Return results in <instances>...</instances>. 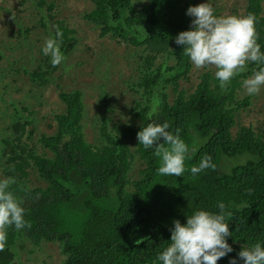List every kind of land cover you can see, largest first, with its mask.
<instances>
[{
	"label": "trees",
	"instance_id": "obj_1",
	"mask_svg": "<svg viewBox=\"0 0 264 264\" xmlns=\"http://www.w3.org/2000/svg\"><path fill=\"white\" fill-rule=\"evenodd\" d=\"M89 1L92 8L83 18L99 26L101 35L110 33L118 42L143 46L147 52L142 59L148 66L139 70L137 79L142 91L127 111L131 116L114 122L108 112L110 103L104 101L103 108L108 109L100 119L104 143L99 146L84 138L78 89L59 92L64 109L53 115L54 132L39 137L41 153L33 145L20 143L24 134H31L26 129L29 122L18 121L21 116L12 122V137L2 147L8 156L7 174L15 179L9 190L25 209L24 219L30 226L7 227L0 264H13L8 248L17 235L34 245L56 242L63 256L59 264H154L170 243L174 220L183 224L196 210L217 213V202L224 204L231 233L225 239L232 248L217 264H229L230 258L243 264L237 256L243 246L257 242L264 246V132L250 126H240L234 135L231 130L235 115L249 100V95L237 97L241 81L256 65L247 62L245 70L223 90L214 72L204 69L192 92L174 88V96L168 98L165 87H176L189 66L182 46L174 43L179 32L188 30L183 0H147L139 8L132 0ZM249 13L255 17L257 43L264 52L263 0H245L243 15ZM60 30L65 36V29ZM159 55L173 63L154 67ZM36 76L43 78L40 73ZM154 98L160 103L149 115ZM165 121L168 131H178L189 149L181 177L158 174L154 149H144L136 138L148 122ZM13 137L15 141H9ZM133 153L144 168L140 177L130 181L127 173ZM205 154L216 167L192 175L188 170L198 166ZM29 168L44 185L28 184Z\"/></svg>",
	"mask_w": 264,
	"mask_h": 264
},
{
	"label": "rangeland",
	"instance_id": "obj_2",
	"mask_svg": "<svg viewBox=\"0 0 264 264\" xmlns=\"http://www.w3.org/2000/svg\"><path fill=\"white\" fill-rule=\"evenodd\" d=\"M183 2L189 7L205 0ZM208 2L215 15L244 14L245 0ZM132 3L139 8L147 4V0H132ZM49 4L50 9H47ZM91 8L89 0H0V179L9 177L8 156L2 147L3 141L12 137V122L18 120L19 116L22 119L18 121L29 122L26 129L31 134H24L20 143L33 145L41 153L39 137L54 132L56 125L53 115L64 109L59 98L60 91L80 90L84 138L96 146L104 143L99 131L104 109L109 108L111 122H114L124 118L134 101L139 99L142 89L137 86V79L139 70L148 66L142 59L147 52L143 46L118 42L110 33L101 35L99 26L83 18ZM187 18L189 29L192 17ZM56 22L65 29V36L62 35L60 41V51L65 60L53 67L50 58L41 53V47L46 37L54 36L55 28H61ZM163 62L171 65L173 60L159 55L153 62L154 67L160 63L166 66ZM188 65L185 75L177 79L176 87L173 84L165 87L168 98L174 96V88L186 94L192 92L204 69L215 72L211 66L197 69L189 59ZM65 66H70V69L65 71ZM38 73L43 78L37 77ZM247 95L241 84L237 97L241 99ZM248 97V104L235 115L232 135L240 126H250L255 132L258 129L264 132V86L257 94ZM104 101L110 103L108 108H103ZM9 141H15L14 137ZM143 168V161L133 153L127 178L133 181L140 177ZM27 179L31 186L45 184L31 168L28 169ZM8 249L13 254V264H59L63 259L56 242L41 241L34 245L19 235Z\"/></svg>",
	"mask_w": 264,
	"mask_h": 264
},
{
	"label": "clouds",
	"instance_id": "obj_3",
	"mask_svg": "<svg viewBox=\"0 0 264 264\" xmlns=\"http://www.w3.org/2000/svg\"><path fill=\"white\" fill-rule=\"evenodd\" d=\"M185 15L192 17L189 29L179 32L174 43L182 46L183 54L197 69L214 67L218 86L226 89L230 79L245 70L247 62L256 65L251 75L241 84L248 95H255L264 86V52L257 43L255 17L247 15H215L212 5L205 0L189 6ZM55 28V26H53ZM62 32L55 28L54 36L45 38L41 53L50 58L53 67L62 64L65 56L60 51ZM70 66H65L68 71ZM159 99L154 98L149 115L156 112ZM168 122H148L136 133L137 141L144 149H154L159 158L160 175L181 177L185 172L184 160L189 149L178 131H168ZM162 138V142H160ZM212 158L205 154L198 166L188 171L195 175L204 169H214ZM15 183L14 177L0 179V249L6 241L9 226L20 230L29 227L24 219L25 209L14 193L9 190ZM219 212L196 210L187 216L182 224L174 220L170 229V243L155 257L159 264H217V261L232 252L226 242L230 236L223 214L224 204L217 202ZM243 264H264V246L257 242L250 247L243 246L237 253ZM229 264H236L235 258Z\"/></svg>",
	"mask_w": 264,
	"mask_h": 264
}]
</instances>
